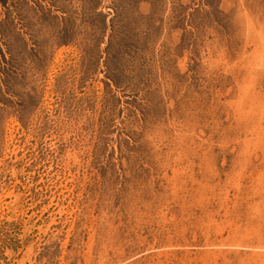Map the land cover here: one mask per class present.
I'll list each match as a JSON object with an SVG mask.
<instances>
[{
	"label": "rangeland",
	"instance_id": "rangeland-1",
	"mask_svg": "<svg viewBox=\"0 0 264 264\" xmlns=\"http://www.w3.org/2000/svg\"><path fill=\"white\" fill-rule=\"evenodd\" d=\"M0 264H264V0H0Z\"/></svg>",
	"mask_w": 264,
	"mask_h": 264
}]
</instances>
